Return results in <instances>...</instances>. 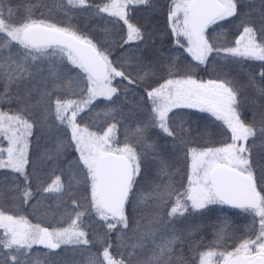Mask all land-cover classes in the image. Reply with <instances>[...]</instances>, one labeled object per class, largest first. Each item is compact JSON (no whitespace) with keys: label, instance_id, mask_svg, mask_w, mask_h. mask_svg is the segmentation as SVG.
Segmentation results:
<instances>
[{"label":"snow or ice","instance_id":"6c2138e0","mask_svg":"<svg viewBox=\"0 0 264 264\" xmlns=\"http://www.w3.org/2000/svg\"><path fill=\"white\" fill-rule=\"evenodd\" d=\"M0 264H264V0H0Z\"/></svg>","mask_w":264,"mask_h":264},{"label":"rangeland","instance_id":"374dc122","mask_svg":"<svg viewBox=\"0 0 264 264\" xmlns=\"http://www.w3.org/2000/svg\"><path fill=\"white\" fill-rule=\"evenodd\" d=\"M97 2H100V1H97ZM82 259V258H81Z\"/></svg>","mask_w":264,"mask_h":264},{"label":"trees","instance_id":"16d2710c","mask_svg":"<svg viewBox=\"0 0 264 264\" xmlns=\"http://www.w3.org/2000/svg\"><path fill=\"white\" fill-rule=\"evenodd\" d=\"M97 1H100V0H97Z\"/></svg>","mask_w":264,"mask_h":264}]
</instances>
